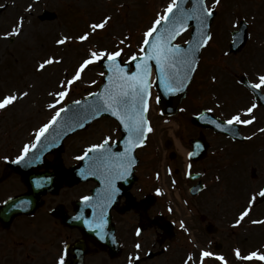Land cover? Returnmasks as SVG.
Returning a JSON list of instances; mask_svg holds the SVG:
<instances>
[{"label":"rangeland","instance_id":"obj_1","mask_svg":"<svg viewBox=\"0 0 264 264\" xmlns=\"http://www.w3.org/2000/svg\"><path fill=\"white\" fill-rule=\"evenodd\" d=\"M212 2L213 0H209L210 7H213ZM170 3L171 0H0V99L9 94L17 95L19 98L11 105L9 111L16 114L17 107L21 113L29 116L27 120L33 124V118L41 117V112L45 111L42 107L47 109V104L52 102L55 97L57 98L56 93L65 90L61 86L62 82L66 83L73 77L77 66L88 58L92 51H114L118 48L125 52L129 48L138 49L137 45L141 34L148 27L151 19L161 15ZM214 8L217 14L214 19L216 24L213 31L216 33L221 31V37H228V31L234 29L233 26L239 16L248 19L257 32L262 29L263 37L257 35L255 39L256 34L254 33L255 42L252 46L249 45L241 54L230 58L222 55L218 58L213 56V53H217L219 44L213 42L215 38L212 39L210 46L204 51V59L195 75L194 83H191V92L188 93L184 102L183 111L170 124L166 125L162 124L155 113L152 114V121L156 127L155 141H158L157 144L161 147L162 152L164 149L161 146V141L172 139L174 143L178 141L184 145L187 138L196 132L197 129L190 123L189 115L197 112L198 109L213 108L217 103H220L222 105V108L218 109L220 112L214 109L215 112L221 113L223 118H229L232 117L230 113L234 112L236 108H246L250 99L246 98L243 90L236 86V75H241L244 71L247 72L251 80H254L257 74L264 73V71H258L254 64L247 67L244 65L242 70L237 67L247 61V56H242L245 52L249 53L250 60L256 65H264V61H262L264 59V23L263 15L260 13V9L264 8V0H220L218 7ZM42 11L54 12L56 19L40 21L39 16ZM219 11L220 15H218ZM223 13H225V17L222 16ZM105 17L111 18L105 28L97 29V32L85 41H74V35L81 34L83 27L85 30L87 22L99 23ZM219 18L222 20L219 21ZM21 20L23 21L21 34L5 38V34L17 26ZM223 21L228 25L227 33V29L223 27ZM219 22L222 27H218ZM250 30L253 31L252 28ZM64 37H68L67 42L62 45L58 44L57 41ZM186 38L187 35L178 42L182 43ZM123 44L126 48L122 46ZM48 58H54L60 62H54L47 65L44 70H39V64ZM238 62L240 63L238 64ZM99 71L98 66L87 68L82 73L81 79L68 86L69 92L63 99V104L66 101L77 100L84 94L88 95L91 90L95 89L99 83ZM24 92H27L28 95L23 96ZM239 95L243 97L241 98ZM30 123L23 128L12 126L8 133L15 131L14 136H16L23 129H25L24 131L29 130ZM262 124L264 125V121L259 118L258 125ZM109 125L108 122L93 125L73 142L69 141L68 148L72 150L78 146L75 148V153H78L82 146L91 145L104 133H107ZM255 129L256 127H250L247 132L252 133ZM254 142L258 145H260L259 142H264V132L259 137V142L257 140ZM219 145L217 144V146ZM10 147L15 148L16 144L11 139H7L3 149L0 147V155H4L6 151L10 150ZM174 151L177 157H175L176 160L172 163V167L178 170L176 176L179 177L177 178L178 188L173 191L169 189L172 202H174V210L171 215L176 221L188 222L190 226L197 225L198 219L195 215L198 211L212 216L215 220L213 223L220 227L221 218L228 221L231 213L233 214L239 208L240 198H246L247 194L252 191L254 193L258 190L256 189L258 184L264 180L259 177L255 182L249 177V168L253 165L251 161H256L257 157H239L240 151L229 147L223 150L218 149L215 150L213 158L209 157L205 164L209 171L207 174H212L211 176L205 175L204 181L207 184V189L201 196L188 204L185 201L188 200L186 198V182L181 180L183 155L180 154L177 147L174 148ZM145 158L148 160L149 170L157 166V162L151 159L150 154ZM158 160V171H161V156ZM217 160L222 161V164L215 165L214 162ZM237 160H240L239 163ZM246 161L250 162L245 169L243 163ZM201 167L198 166L197 170H201ZM213 174L218 175L219 179H215ZM11 182L9 179L3 182L2 187L0 185V199L3 194L6 195L11 190H16V183L11 184ZM169 199L170 197L163 196L161 203L170 205ZM158 202L157 207L160 205V201ZM17 227H20L19 223H16L13 230L8 233L10 240L21 237V230ZM245 227L244 230L227 232L231 233L230 237L233 240L237 238L238 241L241 240L240 243H246V246L257 247L261 243L259 240L264 239L262 237L264 228ZM202 230V234H205L204 229ZM219 232L213 239L217 240L220 237L221 233ZM6 238L5 235V240ZM185 239H187L186 236L180 233L177 243ZM195 239L197 238L195 237ZM219 241L221 243L228 242L221 239ZM16 244L4 243V252L9 251L10 247L14 250L18 248L20 255L23 250H27L29 259H25L21 255L27 264H42V257L38 255L39 243L19 244L17 247ZM2 260L0 257V261ZM12 264H14L13 260ZM99 264L103 263L99 260Z\"/></svg>","mask_w":264,"mask_h":264},{"label":"snow or ice","instance_id":"obj_2","mask_svg":"<svg viewBox=\"0 0 264 264\" xmlns=\"http://www.w3.org/2000/svg\"><path fill=\"white\" fill-rule=\"evenodd\" d=\"M201 5L200 8L192 10V12H186L181 10V14L176 16L173 19V14L176 9L179 7L177 0H172V3L168 5L165 10V15L159 16L153 22L152 27L145 32V39L143 40V47H141L140 52L143 53V57L133 56L132 60H141L140 63H137L135 66V71L129 72L125 67L121 66L119 62V57L122 54V50L115 51H101L96 52L92 51L89 58L85 59L73 75V77L65 82H62V87L65 88L64 91L56 93V96L59 98L57 103L60 100H63L69 92V87L75 81L82 78V73L85 71L86 67L93 64L94 62L106 58L109 61L107 65L108 72L110 75L107 76V83L104 85L102 92L100 93H90L89 95L96 97L92 103L87 105V110L90 115L98 116L102 112H111V114L120 121L123 125V128L128 133V139L125 143L128 145L124 152L113 153L109 145L110 138H105L102 143L93 144L85 149L82 156L77 157L79 160H84L86 157H89V153H95L96 155L91 157V159L96 163L98 168H102L105 173V180L108 185L107 197L102 205L100 223L96 227H103V210L111 204L112 200L115 199L116 193L119 191L115 187V181L118 179H123L128 173L131 167L133 166L135 159L132 156L133 148L143 146L146 140L145 131H153L150 123L145 115L148 111V99L151 95V77L153 75V65L152 61H155V67L158 71V78L160 84L163 86L166 92H178L183 90L188 81L191 79V73L196 71L197 68V58L196 53L202 46H206L208 42L212 39L211 35L208 33H201V39L196 41L195 46L190 45L188 49H183L179 44H173L172 41L180 35L181 29L186 27V22L188 19H191L193 15L197 12L201 18V23L203 24L207 17L213 15L214 9L207 8L204 6V0H197ZM220 0H215V4H219ZM110 17H105L99 23H93L90 25V28L93 32L97 29H103L109 23ZM162 24H169L168 28H165L163 32L159 31V26ZM23 27V21L18 22L10 32L5 34V38L20 35ZM159 32V35L157 33ZM89 38V34L85 33L79 37L80 41H85ZM153 38L155 43H153ZM68 40V37H64L57 41L58 44H65ZM59 63L60 61L55 60L54 58H48L39 64V70H44L47 65L52 63ZM104 75V73H101ZM215 79V78H213ZM259 82L251 84L250 86L254 89H261L264 87V75L258 77ZM93 83H95L93 81ZM23 96H27L28 93H22ZM18 96L14 94H9L0 99V110L7 108L8 106L13 105L17 100ZM159 98L157 97V101ZM81 101L76 100L73 102V105H80ZM49 108H55V104H49ZM256 108V105L253 104L252 107L247 109L248 113H252ZM68 111V109L61 107L59 111L55 112V115L52 119L45 123L36 133L37 142L40 141L41 137L45 136V133L56 124L58 118H60L61 113ZM203 119V114L201 115ZM253 119L241 120L239 115H234L227 120L228 125H233L234 123L241 124H251ZM213 123H216L213 121ZM79 126H83L80 124ZM216 126L221 127L220 123H216ZM264 131V129H261ZM36 145H25L23 148L24 155L18 158L23 160L24 157L28 154L30 149L35 148ZM189 156H192L193 153H189ZM97 169L89 168L87 171L81 169L82 175H95ZM219 179V177H217ZM159 191V190H158ZM260 197H264V190L259 192ZM92 199L90 196H84L83 200L88 202ZM255 197H253V200ZM27 203V202H24ZM250 209H245L242 211L236 221L239 225L245 217L249 215ZM81 216H76L74 219L80 220ZM86 224H91L89 221H84ZM253 223H264V221H253ZM181 227H184L183 222H181ZM137 235H140L139 230ZM103 239V235H101ZM141 246L138 243L136 248L139 249ZM213 254L208 251H203L201 253V264H203V258L210 257ZM236 256L241 257L239 250H236ZM243 259H259L264 261V255L252 252L249 256L242 257ZM138 259V257H137ZM191 259V257H189ZM221 261H224V264L227 262L224 260V257H218ZM57 264H65V259L63 256L60 257ZM131 264V259L129 260Z\"/></svg>","mask_w":264,"mask_h":264},{"label":"flooded vegetation","instance_id":"obj_3","mask_svg":"<svg viewBox=\"0 0 264 264\" xmlns=\"http://www.w3.org/2000/svg\"><path fill=\"white\" fill-rule=\"evenodd\" d=\"M63 156L64 159L62 161L66 166L67 164L66 154L64 153ZM136 168H137L136 169L137 181L133 185L131 192L136 198V200H140L147 195L146 183H145L147 167L140 160ZM142 177H144V180H142ZM67 191H69L67 187L61 185L59 187V190L55 192L53 195H47L43 198L44 201L42 207L45 204H47L49 209H46L45 212L51 216L48 217V219L55 226L54 229L50 230L49 240H48V247H49L48 253H49V257L51 258V261L59 260L60 257L63 256V248L68 243L67 228L61 226L60 221L50 214V212L57 206H63V209L65 210L66 214H68V212L71 213V208L68 209L67 207L68 206ZM117 203H118L117 211H112L111 215H112V222L114 225L115 235L119 242L118 245L120 247V250H119V256L114 257L112 261L114 263L116 261L124 263L127 259L131 257L133 253L138 254V253H142L144 250L148 251L150 243H147V238L144 232H140L139 236L133 237L131 232L132 228L135 226L136 229H139V227L143 225L139 217L133 212L131 211L123 212L125 206V198L122 197L120 200H118ZM77 238L78 236H76L73 240ZM138 243L141 246L139 249L136 248V245ZM224 250L225 248L221 246L220 251L224 252ZM112 253H115V251ZM91 258L92 257H87V259H91ZM90 263L92 264L93 262Z\"/></svg>","mask_w":264,"mask_h":264},{"label":"water","instance_id":"obj_4","mask_svg":"<svg viewBox=\"0 0 264 264\" xmlns=\"http://www.w3.org/2000/svg\"><path fill=\"white\" fill-rule=\"evenodd\" d=\"M187 1L191 2V8L189 10L184 9V5ZM178 4H179V7L176 9L175 13L173 14V19H175L176 16L181 14V10L191 13L192 10L198 9L201 7V5L197 2V0H179ZM198 17H199V13L197 12L195 15L192 16L191 19H188L186 22V27L193 26L194 31H193V36H192L190 43L188 44V46L186 48H183L185 50L188 49L190 45L195 46L196 41L201 39V33H207V30H208V27L210 24V17H207V19L204 21L203 24L201 23V18H198ZM168 27H169V24H162L161 26H159V31L163 32L164 29L168 28ZM185 28L181 29L180 32H182ZM157 35H159V32L157 33ZM153 43H155L154 38H153ZM199 50L196 53L197 59H198ZM140 62H141V60H136L133 64H131L134 67V71L136 70L135 69L136 64L140 63ZM151 63L153 66H155V61H152ZM105 69L108 72V69L107 68H105ZM108 75H110L109 72H108ZM190 75H192V73ZM107 82L108 81L106 78V83ZM156 83H157V90L160 94L159 102H160L161 107L164 110V112H168L171 109H174L176 107V105L180 102L181 98L183 97V94H184L186 87L183 90L178 91V92H166L165 89L163 88V86L159 82L158 71H157ZM103 88H104V86L102 87L101 92H102ZM96 99H97L96 97L92 96L89 100L81 101L80 105L74 106L72 104V105L68 106V108H67L68 111L63 112L65 114H64L63 118H61L62 124L59 125L57 128L56 134H58L59 139H62L66 135L71 134L72 132L76 131L79 128L85 127L87 124H89L95 118H98L104 114L112 115L111 112H102L98 116L90 115L88 110H87V105L92 103ZM115 118L117 119V117H115ZM80 124H82L83 126L82 127L79 126ZM92 167H93V160L90 158V163L84 162L82 169L87 171L89 168H92ZM80 175L83 177L85 176V175L81 174V171H80ZM90 203H91V201H90ZM93 207H94V205L90 204L88 208H93ZM88 234L92 235L93 233L88 232Z\"/></svg>","mask_w":264,"mask_h":264},{"label":"bare ground","instance_id":"obj_5","mask_svg":"<svg viewBox=\"0 0 264 264\" xmlns=\"http://www.w3.org/2000/svg\"><path fill=\"white\" fill-rule=\"evenodd\" d=\"M179 147V146H178ZM181 152L183 153V149L181 150Z\"/></svg>","mask_w":264,"mask_h":264}]
</instances>
